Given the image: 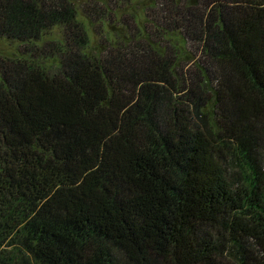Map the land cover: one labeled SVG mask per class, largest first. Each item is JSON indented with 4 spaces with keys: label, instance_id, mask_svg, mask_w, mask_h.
Returning <instances> with one entry per match:
<instances>
[{
    "label": "trees",
    "instance_id": "obj_1",
    "mask_svg": "<svg viewBox=\"0 0 264 264\" xmlns=\"http://www.w3.org/2000/svg\"><path fill=\"white\" fill-rule=\"evenodd\" d=\"M130 1L0 0V264H264V0Z\"/></svg>",
    "mask_w": 264,
    "mask_h": 264
},
{
    "label": "rangeland",
    "instance_id": "obj_2",
    "mask_svg": "<svg viewBox=\"0 0 264 264\" xmlns=\"http://www.w3.org/2000/svg\"><path fill=\"white\" fill-rule=\"evenodd\" d=\"M153 0H131L126 6L122 8V12L120 14L121 22L120 23H114L116 27L123 28L126 25L130 24L131 22L126 21V19H129L130 15H136L135 17L137 18L136 22L139 24L141 27L142 25L146 26L145 23L143 22V19L147 16L148 12H150L149 6L151 5ZM156 1V0H154ZM155 9V7H154ZM79 18L82 19L85 24H86V29L89 34V39L90 43L92 45L100 44V43H105L103 40H105V37L108 38H117V34H115L110 26L111 20L106 18V21H109L110 24L103 23L102 26L100 27L98 24L92 25L89 20H87L81 13H79ZM128 16V17H127ZM161 18V17H160ZM125 19V20H124ZM148 18L146 17V20ZM123 25V26H120ZM149 25V24H148ZM52 36L58 37L57 34V29H54L52 31ZM102 45H99L98 47L100 48ZM0 54L5 55V56H14L17 54V45L9 42L5 39H0Z\"/></svg>",
    "mask_w": 264,
    "mask_h": 264
}]
</instances>
